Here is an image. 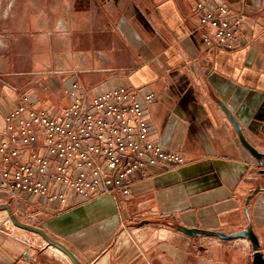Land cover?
Wrapping results in <instances>:
<instances>
[{"label": "crops", "instance_id": "obj_1", "mask_svg": "<svg viewBox=\"0 0 264 264\" xmlns=\"http://www.w3.org/2000/svg\"><path fill=\"white\" fill-rule=\"evenodd\" d=\"M198 3L246 13L231 47L205 42ZM27 4L40 9L37 33L45 38L31 73L28 28L21 27L14 41L11 27L0 33V139L5 116L24 90L35 107L55 113L62 89L73 81L91 95L130 85L155 94L145 106L150 138L187 162L136 172L127 196L81 201L70 194L62 203L13 201L0 191L1 212L41 228L78 261L19 224L25 232H14L18 237L0 235V264H253L248 238L178 229L231 234L250 222L264 256V159L260 163L243 146L224 110L264 152V0H0V18H27ZM41 69L45 85L38 86L32 75Z\"/></svg>", "mask_w": 264, "mask_h": 264}, {"label": "built area", "instance_id": "obj_2", "mask_svg": "<svg viewBox=\"0 0 264 264\" xmlns=\"http://www.w3.org/2000/svg\"><path fill=\"white\" fill-rule=\"evenodd\" d=\"M199 28L215 48L231 47L246 13L220 3H198ZM69 103L51 113L35 107L24 90L20 103L5 116L0 139V191L10 200L34 197L67 203L69 195L87 201L131 192L132 176L151 167L173 169L185 155L150 138L145 106L155 94L118 85L91 95L73 81Z\"/></svg>", "mask_w": 264, "mask_h": 264}, {"label": "rangeland", "instance_id": "obj_3", "mask_svg": "<svg viewBox=\"0 0 264 264\" xmlns=\"http://www.w3.org/2000/svg\"><path fill=\"white\" fill-rule=\"evenodd\" d=\"M4 8H5V6H3V5L0 7V14L1 15H2L3 11H5ZM26 10L28 11L27 18L17 17V18H13V19H5V20L3 18H0V33L2 32V30L4 28L11 27L13 32H17V34H13V41H14V39L16 37H19L18 31L21 27H27L28 28V34H27L28 45L27 46H28L29 52H27V53L29 54V58H28L29 59V61H28L29 62V70L31 73H33L35 68L33 66L30 67V64H32L31 59L36 54L38 55L40 53L41 40L44 36L41 32L37 33V31L40 30L37 26L41 25V22H42V20L38 17V15L41 13L39 11L40 9L37 8L35 4H27ZM15 11H17L15 14L20 15V8L16 9ZM51 38H52V35H51V33H49V35H48L49 46L51 45ZM46 69L37 70V71H35L34 75H32V77L35 76L36 85H38V86L42 85V83H43L42 80L45 77H44V74L41 75V73L43 71H45ZM32 86H33V84H29L26 87L29 92H30V88ZM31 94H32V96H36L37 92L35 94L34 93H31ZM60 96L63 100V103L61 102L62 104L60 106L58 104H56V107H58V106L59 107L57 108L55 113H57L58 111H61L66 105H68V103L70 101L68 93L66 92V90L62 89ZM37 101H40L43 103V102H45V99L42 98L40 95H38ZM1 211H3L2 208H0V235H6V237H7V236H9V233L14 234V232H17V231H19V232L24 231L25 232V230L19 224H17L13 220V218H11V216L9 214H7V212H1ZM5 215L7 218L6 220H5ZM14 216L16 219L21 220L18 217V214H15ZM14 236L18 237V235L16 233L14 234ZM7 238H9V237H7Z\"/></svg>", "mask_w": 264, "mask_h": 264}, {"label": "water", "instance_id": "obj_4", "mask_svg": "<svg viewBox=\"0 0 264 264\" xmlns=\"http://www.w3.org/2000/svg\"><path fill=\"white\" fill-rule=\"evenodd\" d=\"M224 110L227 113L229 119L232 121V123H233V125H234V127L236 129V132L238 134V137H239L241 143L243 144V146L245 148H247V150L260 163H263L264 152H260L245 137V135H244V133L242 131V126L239 123V121L237 120V118L226 107H224ZM249 199H250V196H249L248 200ZM19 224H21L23 226H26V227H29V228L39 232L40 234L45 236L51 243H53L56 246L60 247L62 250H65L71 256V258L74 259V261L78 262L76 257L72 254V252H70L64 246H62V244L58 243L57 241H55L51 237H49L41 228H39L37 226H30V225H27V224H22V223H19ZM178 229L181 230L182 232L190 235V236H196L198 234H201V235H207V236H216V237H219L221 239H227V240L237 239V238H248L251 241L252 246H253V248L255 250L254 256H253V264H264V256H263V253L260 251L259 238H258L255 230L253 229V226H252L251 222L248 224L246 229L238 231V232H235V233H231V234H228V233L223 232V231L206 230V229H201V228H189V227H185L183 225H178Z\"/></svg>", "mask_w": 264, "mask_h": 264}]
</instances>
